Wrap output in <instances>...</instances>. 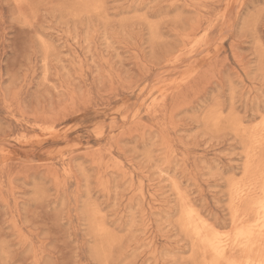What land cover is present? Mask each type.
<instances>
[{
  "label": "rangeland",
  "instance_id": "1",
  "mask_svg": "<svg viewBox=\"0 0 264 264\" xmlns=\"http://www.w3.org/2000/svg\"><path fill=\"white\" fill-rule=\"evenodd\" d=\"M250 160L264 0H0V264H205Z\"/></svg>",
  "mask_w": 264,
  "mask_h": 264
},
{
  "label": "bare ground",
  "instance_id": "2",
  "mask_svg": "<svg viewBox=\"0 0 264 264\" xmlns=\"http://www.w3.org/2000/svg\"><path fill=\"white\" fill-rule=\"evenodd\" d=\"M246 169L249 173L255 172L257 178L246 188L235 187L232 210L234 231L230 236L214 229L209 233L203 222L194 219L191 210L186 211L185 224L202 244L205 264H214L211 255L228 264H264V164L250 160ZM258 189L261 196L256 195ZM236 253H240V257Z\"/></svg>",
  "mask_w": 264,
  "mask_h": 264
}]
</instances>
